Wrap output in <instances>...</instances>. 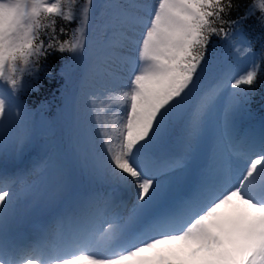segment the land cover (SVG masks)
<instances>
[{"label":"snow or ice","instance_id":"obj_1","mask_svg":"<svg viewBox=\"0 0 264 264\" xmlns=\"http://www.w3.org/2000/svg\"><path fill=\"white\" fill-rule=\"evenodd\" d=\"M76 5L77 0H0V156L21 153L30 139L32 114L21 97L39 91L42 72L53 75L41 58L52 51L70 54L75 63L57 74L66 86L73 85L66 105L72 163L93 178L134 188L135 202L126 218L105 220L106 229L94 220L107 214L111 202L101 208L89 199L57 214L35 238H21L13 227L14 188L40 165L12 174L0 169V264H264V133L257 138L234 127L236 111L264 80V50L260 63L234 82H204L214 67L213 36L228 42L238 57L253 52L242 35L239 47L232 41L256 9L264 25V0H254L245 16L232 21L224 19L231 0H84ZM56 18L75 21L70 40L41 38ZM98 28L101 51L94 48ZM89 80L98 88L89 94L94 130L75 114ZM241 85L248 90L232 93L219 109L217 139L228 145L227 155H214L197 179L175 192L172 178L187 167L207 134L225 89ZM14 106L20 109L15 123ZM105 109L112 110L110 129ZM170 142L175 148L163 151ZM41 164L47 178L38 177L39 185H30L20 197L29 205L38 194L60 200L71 184L72 164L55 148Z\"/></svg>","mask_w":264,"mask_h":264},{"label":"rangeland","instance_id":"obj_2","mask_svg":"<svg viewBox=\"0 0 264 264\" xmlns=\"http://www.w3.org/2000/svg\"><path fill=\"white\" fill-rule=\"evenodd\" d=\"M154 2V0H153ZM241 30V29H240ZM241 35L244 38V40L247 43H251L250 40L243 34L241 31L240 34L237 35L236 40L232 41L233 44L236 45V47H239V41L241 39ZM222 43H220L217 48V51L215 53V60L213 61V70L210 71L208 75L205 76V83H211L215 82L218 78L220 80H223L225 83L230 84L231 82H234L236 78H238L241 74H243L253 63H257L259 53L256 51H253L252 53L245 54L242 56H237L235 52V48L231 47L228 42L221 39ZM214 45V44H213ZM103 38L101 35V31L98 28L95 33L94 37V48L98 51H101L103 49ZM260 49V55L261 51L264 50V41L261 45ZM216 68V69H214ZM104 70V63L101 59L99 71L103 73ZM259 90L253 89L250 94L249 98L242 103V105L238 108L234 115V127L237 125L242 124L243 126H246L249 131L256 129L255 132H250L254 136L257 137V132L260 131L261 134L264 133V80H260L258 82ZM246 85H241L239 89H232L231 87H227L225 89L224 95L222 100L220 101V105H218L217 113L214 115L210 125L207 134L204 136L202 141L200 142L196 152L194 153L193 157L189 160L187 163V168L190 172V180L188 181L187 185L191 184L195 179L198 178L199 174L208 166L205 165V162L207 161L210 153L214 157V155L219 158L221 153H226L228 150L227 144L224 142H219L217 139V128H218V122H219V109L226 105L229 100H231L233 97L231 96L232 93H244L248 90L245 87ZM73 85H70L69 91L66 92L64 95V98L62 99L61 106V115H62V123L63 128L61 129L60 133H54L53 132V124L50 123L47 116H45L41 111L37 115V117L34 119L31 115V121L29 124V131H30V139L28 143L26 144L25 148L21 153H13L8 152L2 156H0V160L11 158L16 160V158H28L36 154L38 151H42L43 157L42 161L46 159L47 154L50 152L52 148H55L58 154L63 157L64 159L68 160L72 166H71V187H74L78 190L80 195V200L82 202L88 201L89 199L95 200L96 198H104L105 196H108V201L111 202L110 211L107 213L110 220L111 216L117 215L122 218H126L127 215L130 213L131 207L133 203L135 202V192L136 190L129 189L123 185L115 184V183H109L104 180L96 179L91 177L87 171L82 170L78 165H75L72 163L73 161V152H72V127L71 123L68 119V114L66 112V105L68 103L67 97L71 93ZM98 88L93 80H89L84 86L83 89L78 97V100L76 102V112L75 114L79 117V120L81 124L88 125L93 130L95 129V124L93 123V113L92 110L89 109L90 99L89 94L90 93H97ZM101 99H103V95L100 96ZM243 99V97H240ZM28 110V109H27ZM108 110V109H106ZM29 111V110H28ZM90 111V112H89ZM20 112V109L16 108L15 106L12 108V122L15 123L20 119V117L17 115V113ZM30 112V111H29ZM31 113V112H30ZM102 115V112L100 116ZM108 119L109 128H111V121L113 119L112 115H110ZM111 118V119H110ZM101 119H104L101 116ZM263 127V129H261ZM20 130V129H17ZM262 130V131H261ZM171 147H175L174 143H168L164 146V148L171 149ZM31 149V151H30ZM212 157V158H213ZM193 162V165L191 167L190 162ZM7 163V167L10 169L12 165H14L11 160L5 161ZM204 168V169H202ZM201 169V170H200ZM195 172V173H194ZM199 172V173H198ZM34 177H43L46 179L48 176V170L44 169V165L35 171ZM198 173V174H197ZM193 175V176H192ZM32 177V179L34 178ZM31 185V182L27 183V187ZM116 185H119L121 187L120 190H115L114 187ZM173 190L175 192H180L181 187H178L179 184H176L172 182ZM126 188V189H125ZM119 191V192H117ZM129 193H128V192ZM69 193L72 194V191H69ZM67 192V193H68ZM91 193V197H88V193ZM67 193L65 196L60 200H50L47 198H44L42 194H38L37 200L35 203L27 204L23 202L22 200L18 201L16 203L19 207H24L23 214L28 215L27 212L31 210V208L34 209V211H38L41 208L45 209L44 207L46 205H49L51 203H56V206L47 208L43 210L41 213H39L37 216H48L49 212L52 209L55 210V207H59V204L62 202L63 199H66ZM128 194L129 199H128ZM119 197L120 199L123 196H127L125 200H123V206H125V210L120 212V208H122L121 205L115 204V197ZM113 197V198H112ZM65 206H67V199L65 200ZM32 211V210H31ZM60 213V211H57ZM21 216V215H20ZM18 216L17 219H15L14 222V229L17 226H20L22 224L23 218ZM35 217V216H33ZM97 219V216L95 217ZM101 219V218H100ZM36 224L33 222V225ZM108 227L107 223L103 222L101 224L100 229H106ZM188 264L190 262H185V264ZM176 264H181L180 261H177ZM192 264V262H191Z\"/></svg>","mask_w":264,"mask_h":264},{"label":"trees","instance_id":"obj_3","mask_svg":"<svg viewBox=\"0 0 264 264\" xmlns=\"http://www.w3.org/2000/svg\"><path fill=\"white\" fill-rule=\"evenodd\" d=\"M83 2L84 0H77L76 7H79V5ZM224 2L227 3L228 0H224ZM231 2L233 5L232 9H226V13L224 14V19L229 21L239 20L240 17L245 16V13L248 11L249 6L254 2V0H231ZM216 26L220 27L219 23H217ZM223 26L225 29L229 27L228 24ZM75 27V21L68 22L62 18H56V23L54 25L51 27H46L43 30L41 38L47 41L50 37L55 36L60 43H63L65 40H70L72 38V32ZM53 28L55 29L54 32ZM61 28L64 29V32L60 31ZM240 29L250 40L253 51L258 52L260 57V49H262L261 45L264 41V25H262L260 22L259 9H256L253 14L247 16V18L240 25ZM220 41V37H212L209 51L212 54L213 61L215 60L214 55L217 51V48H219L218 45L222 43ZM53 43L55 44V41H53ZM55 46L58 48V44ZM259 57L257 63H260ZM40 63L44 65L47 70L52 71L53 75L48 76L42 72L39 91H28L22 95L21 99L24 101L26 109L31 112L34 119L39 113H41V111H43L42 113L47 116L50 123L53 124V132L55 134L60 133L61 129L63 128V123L61 121V102L66 92L70 90L69 87L71 84L66 86L62 76L57 73L67 69L70 64L75 62L70 59V54H61L58 51H52L51 55L47 56L46 59L41 58ZM257 84L253 87V89L256 91L259 90L260 87ZM245 87L247 89L249 86Z\"/></svg>","mask_w":264,"mask_h":264},{"label":"bare ground","instance_id":"obj_4","mask_svg":"<svg viewBox=\"0 0 264 264\" xmlns=\"http://www.w3.org/2000/svg\"><path fill=\"white\" fill-rule=\"evenodd\" d=\"M90 109V108H89ZM111 109H108L106 110L105 109V112L107 113V119H109V117H111ZM90 112V111H89ZM105 112H102V117L105 118ZM101 114V113H100ZM111 119V118H110ZM111 124V123H110ZM110 129V128H109ZM236 131L239 132V133H250V132H255L256 129H253L251 131L248 130V128L246 126H243L242 124L240 125H237L235 127ZM263 129V127L261 128ZM264 130V129H263ZM262 131V130H261ZM252 134V133H251ZM261 135V132L258 131L257 132V138ZM228 147V145H227ZM175 147H171V149H167V148H163V151L165 152H168V151H172ZM212 153V152H211ZM210 153L207 161L205 162V165L206 166H209L212 162H213V156L212 154ZM227 155V152L224 154V153H221L220 154V157L222 156H226ZM42 157H43V153L42 151H38L36 152V154H34L33 156L31 157H28V158H16V160L14 159H11V158H6V159H2L0 160V169H3L5 172L9 173V174H12V173H20L26 169H30L33 167V165L35 164H39L40 167L42 166L41 162H42ZM219 157V158H220ZM8 160H11V162L14 164L10 167V169L7 167V163L5 161H8ZM189 162V161H188ZM193 162L194 161H191L190 164H191V167L193 165ZM40 167L36 168V170H38ZM204 169V168H202ZM201 170V169H200ZM199 172H202L199 171ZM198 172V173H199ZM195 173V172H194ZM197 173V174H198ZM35 172L34 174L31 176V177H26L25 178V182L24 183H19L15 186L14 188V191H16L17 193V202L20 201V197L22 196V194L28 189V186L27 187V183L31 182V185H39L40 183V179L38 177H34L35 176ZM193 176V175H192ZM32 177H34L32 179ZM47 178V177H46ZM190 180V172L188 170V168L186 167L182 172H179L177 173V175L172 178V182L176 183V184H179L178 187H181V191L184 190L188 185V181ZM74 190V192L72 194L68 193L67 196H66V199H67V206H65V200L66 199H63L62 202L59 204V207H55V210L51 208L50 212H49V215L48 216H40L38 217L37 215L39 213H41L43 210L47 209V208H50V207H54L56 206V203H51L49 205H46L44 208L45 209H40L38 211H34L33 208H31V210H29L27 212L28 215H24L23 212L24 211V207H19L16 205L17 209H18V214H17V217L20 216L23 218L22 220V224L20 226H17L15 229V232L16 234L21 237V238H35V236L37 234L40 233V231L48 224H50L53 220V218L59 214V212L57 211H60L63 212L66 208H68L69 206L71 207H75L77 205H80L82 204L83 202L80 200V195H79V192L76 188L74 187H69V190ZM115 190H120L121 187L119 185H116L114 187ZM119 192V191H117ZM91 193L89 192L88 193V197H91ZM113 198V197H112ZM127 198V196H123L121 199L118 198V199H115V204L118 202L121 206H122V211L125 210V206H123V200H125ZM70 200H72V203H69ZM110 199H108V196H105L104 198H99L98 199L96 198L95 201L98 203V205L103 208V205H104V202L105 201H108ZM110 211V208H108L107 210V213ZM35 216V217H33ZM16 217V219H17ZM112 217V216H111ZM110 217V218H111ZM101 218V219H100ZM109 219V216L108 214L106 215H98L97 216V219L94 220V223L95 225L100 228L101 227V224L105 221ZM33 222L36 223V225H38L39 227V231L38 232H35V229L37 226L33 225ZM99 236V233H97V237ZM187 262V261H186ZM189 262V261H188ZM187 264V263H186ZM188 264H191L188 263Z\"/></svg>","mask_w":264,"mask_h":264}]
</instances>
